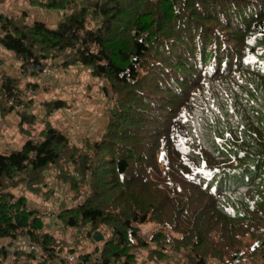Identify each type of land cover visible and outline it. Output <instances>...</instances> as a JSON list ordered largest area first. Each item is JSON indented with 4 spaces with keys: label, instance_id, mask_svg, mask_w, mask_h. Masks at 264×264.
I'll return each instance as SVG.
<instances>
[{
    "label": "trees",
    "instance_id": "obj_1",
    "mask_svg": "<svg viewBox=\"0 0 264 264\" xmlns=\"http://www.w3.org/2000/svg\"><path fill=\"white\" fill-rule=\"evenodd\" d=\"M26 1L61 18L52 28L0 10L1 47L23 73L87 68L110 113L98 140L47 123L0 151V241L21 234L36 250L12 264H264V0ZM1 79L4 117L37 86ZM64 107L46 103L49 115ZM27 113L21 125L35 123ZM51 172L75 192L56 216L70 244L28 198ZM97 232L101 248L86 251ZM9 255L0 246V264Z\"/></svg>",
    "mask_w": 264,
    "mask_h": 264
},
{
    "label": "rangeland",
    "instance_id": "obj_2",
    "mask_svg": "<svg viewBox=\"0 0 264 264\" xmlns=\"http://www.w3.org/2000/svg\"><path fill=\"white\" fill-rule=\"evenodd\" d=\"M0 10L10 15L26 12L29 15L28 22L41 21L52 28L56 26L61 18L60 12L33 7L26 0H10L1 4ZM0 62V85L2 84V76L6 75L10 78H17L24 93L27 91L28 84L37 86L35 89L30 87L31 89L22 97V101L26 102L23 106H17L4 117L0 116L1 152L9 153L10 151L20 150L26 141L22 131L25 129L38 132L43 130L47 123L61 129L70 138L98 140L101 137L110 113V105H108L107 96H105L102 89L107 86L105 81L99 83L91 77L89 70L83 66L64 69L61 66L47 65L43 68V71L36 73L31 72L30 67H27L23 73L21 60L16 58L13 53L2 48L1 45ZM60 100L65 102L66 107L50 112L49 115L46 103ZM25 111L28 112V115L36 117L35 123L30 121V123L20 124V114ZM53 176V172L46 175V187L42 189L43 193L39 197L33 198L28 195V198L32 205L34 204L36 208L46 213L44 221L47 230L61 239L67 240V244H70L75 232L61 226L56 216L61 204L71 206L74 203L72 199L75 197V192L69 186L62 189L61 182L55 180ZM49 190H54L55 193L49 201H45L46 195L44 193ZM19 194L26 195V191L21 189ZM152 231L151 226L145 227L141 235L147 238ZM8 242H10L9 246L12 245L15 251H18L16 247H26L24 240L14 243L9 240L0 241L1 244L7 245ZM101 246V241L98 242L93 239V241L86 243V251L94 252L95 248H101ZM32 251L35 252L36 250ZM14 252L10 251L9 257L12 258L10 259L11 262H7V264H12ZM64 255L66 256L67 252ZM54 264L58 263L54 262Z\"/></svg>",
    "mask_w": 264,
    "mask_h": 264
},
{
    "label": "built area",
    "instance_id": "obj_3",
    "mask_svg": "<svg viewBox=\"0 0 264 264\" xmlns=\"http://www.w3.org/2000/svg\"><path fill=\"white\" fill-rule=\"evenodd\" d=\"M30 69V71L31 72H34V73H36V72H39V71H43V69H42V67H40V66H37V67H34V68H32V67H30L29 68ZM40 74H42V73H40ZM5 240H9V241H11L12 243H14V242H16V241H19V240H24L25 241V248H17L16 247V249L17 250H24V251H32V250H35V246H34V244L26 237V236H23V235H21V234H19L18 235V237L17 238H15V239H12V238H9V239H5ZM2 241V240H1ZM9 244H10V242H8V245L7 244H1L0 243V246H2V247H4V248H6L7 250H9V251H15V249H13L12 248V245L11 246H9ZM12 257H8V260H7V262H11V259ZM77 263V259H76V257L75 256H69V257H67V261H66V264H76ZM7 264V263H6Z\"/></svg>",
    "mask_w": 264,
    "mask_h": 264
},
{
    "label": "water",
    "instance_id": "obj_4",
    "mask_svg": "<svg viewBox=\"0 0 264 264\" xmlns=\"http://www.w3.org/2000/svg\"><path fill=\"white\" fill-rule=\"evenodd\" d=\"M93 239L96 240V241H98V242H100V241L102 242L103 239H104V237L102 236L101 233L97 232V233H95V234L93 235Z\"/></svg>",
    "mask_w": 264,
    "mask_h": 264
}]
</instances>
